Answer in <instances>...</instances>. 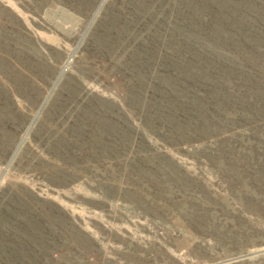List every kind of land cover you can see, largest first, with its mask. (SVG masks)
<instances>
[{
	"label": "rangeland",
	"instance_id": "374dc122",
	"mask_svg": "<svg viewBox=\"0 0 264 264\" xmlns=\"http://www.w3.org/2000/svg\"><path fill=\"white\" fill-rule=\"evenodd\" d=\"M0 264H264V0H0Z\"/></svg>",
	"mask_w": 264,
	"mask_h": 264
}]
</instances>
